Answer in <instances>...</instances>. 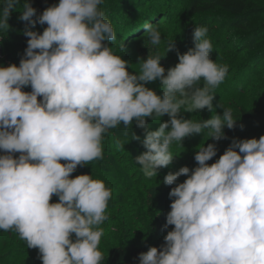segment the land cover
Instances as JSON below:
<instances>
[{
    "label": "clouds",
    "instance_id": "obj_1",
    "mask_svg": "<svg viewBox=\"0 0 264 264\" xmlns=\"http://www.w3.org/2000/svg\"><path fill=\"white\" fill-rule=\"evenodd\" d=\"M102 3L59 0L37 14L24 0L19 18L27 22V47L19 66H0V230L15 231L38 249L42 264H103L100 226L112 190L91 175H70L103 159L110 129L121 122L130 129L135 121L145 133L143 140L132 135L145 149L135 162L148 179L172 164L173 144L182 148L185 138L201 133L213 141L195 152L198 166L164 176L165 185H175L164 225L173 227L159 250L138 254L139 264H264V135L232 138L218 160L206 163L217 155L215 142L228 139L224 129L238 120L232 108L216 114L213 107L228 66L210 59L208 28H194V47L184 54L169 40L163 55H148L132 74L109 46L117 34ZM19 5L0 0V33L9 30ZM37 24L47 27L39 33ZM143 28L151 45L161 44L156 25ZM169 51L178 63L166 72L160 61ZM157 80L161 95L145 86ZM27 86L30 92L22 90ZM204 109L215 114L207 120L181 115ZM164 115L169 119L149 130L145 118ZM182 175L187 178L177 183ZM53 196L58 202L50 203Z\"/></svg>",
    "mask_w": 264,
    "mask_h": 264
},
{
    "label": "rangeland",
    "instance_id": "obj_2",
    "mask_svg": "<svg viewBox=\"0 0 264 264\" xmlns=\"http://www.w3.org/2000/svg\"><path fill=\"white\" fill-rule=\"evenodd\" d=\"M40 1L44 4L43 8H38L34 0H28L37 14L46 7L59 3V0ZM203 1L208 0H103L99 7L117 34V41L113 45L109 42V46H112L115 54L129 62L127 70L132 74L139 72L138 62L148 55H163L169 40H173L176 50L184 54L194 47V28H208L207 38L213 45L210 59L218 65L228 66L225 80L214 90L215 113L222 114V108L229 107L233 113L239 109H255L257 112L248 118H238L237 127L233 130L224 129L228 139L215 142L217 155L206 162L211 165L224 153L232 138L259 139L264 135V0H241L245 6L241 13L222 7L205 12L194 10V6ZM23 3L24 0H20L17 10L11 12L7 21L9 30L0 33V66H18L27 47L28 37L23 34L27 22L19 18ZM147 22L156 25L161 32L160 45H151L144 34L143 26ZM45 27L46 24H37L34 30L42 33ZM120 41L124 46L123 53L120 51ZM160 63L166 72L168 68L174 67L178 63L176 51L167 52ZM145 86L154 90L157 95L162 94L158 80ZM22 90L31 91V87L27 86ZM215 113L207 109L194 111L195 116L204 115L205 120ZM145 119L149 130L154 131L169 117L164 115L155 121ZM190 119L197 120L195 117ZM241 124L242 130L239 127ZM123 127L121 122L120 127L111 129L110 140L102 141L103 159L94 160L83 167L78 166L70 175V178L81 174L91 175L112 190L106 210L108 219L100 226L104 230L99 245L104 255L103 264H108V252L112 247H122L126 253L122 261L128 260L135 264H139V260L131 259L132 252L140 249L146 252L149 247L160 249L165 243L164 236L173 227L170 225L165 229L164 225L166 214L170 211L171 200L168 193L175 185H165L163 179L160 181L159 171L163 173L161 176H165L168 172L178 171L182 166H187L190 170L195 168L198 166L194 160L195 152L200 146L206 147L208 143H213L211 138L207 139L206 134L201 133L192 135L189 140L185 138L182 148L173 144L171 151L175 156L172 164L159 169V174L148 180L135 162V157L145 149L140 141L132 139L134 134L143 140L144 129L137 127L135 121L130 129ZM197 141L200 142L196 145ZM107 151L113 153L108 154ZM2 154L4 153L0 152ZM13 155L14 158L18 157L19 153ZM186 157L188 163L183 164L179 159ZM186 178L180 176L177 183H182ZM152 183H155L154 188L147 185ZM54 202H58V197L51 198L50 203ZM72 235L75 239V234ZM39 255L38 249L28 248L26 241L20 239L15 231L0 230V264H42Z\"/></svg>",
    "mask_w": 264,
    "mask_h": 264
},
{
    "label": "trees",
    "instance_id": "obj_3",
    "mask_svg": "<svg viewBox=\"0 0 264 264\" xmlns=\"http://www.w3.org/2000/svg\"><path fill=\"white\" fill-rule=\"evenodd\" d=\"M35 4L37 5L38 8H43L44 4L40 1V0H34ZM218 7H222L225 9H229V10H234L238 13H241L245 10V6L243 4V2L241 0H208V1H203L202 3H197L194 6V10H196L197 12H205L207 10H213L215 8ZM19 66V65H18ZM25 92H30V90ZM41 97H38L37 99H40ZM219 108H221V106H218ZM257 112L255 109H247V110H240L237 111L236 113H234V116L236 118H240V117H251L256 115ZM181 115L185 118V119H190V117H195L196 119H203L205 120V116L204 115H194V112L192 113H188V112H182ZM194 135V134H193ZM197 135V134H196ZM111 138V129L109 130V132L107 134L104 135L103 140L105 142H108ZM191 139V137H188ZM192 141V140H191ZM200 142V141H199ZM199 142H195V144H199ZM117 145V144H116ZM118 146V145H117ZM116 146V147H117ZM119 147V146H118ZM108 154L113 153L112 151H107ZM182 158V157H181ZM188 157L183 158V159H179L180 161L182 160L183 164L184 163H188L187 160ZM177 160V162L179 163L180 161ZM160 172V181L164 178V175L161 176V171ZM159 174V173H158ZM149 180V179H148ZM154 180V179H153ZM148 186H155V183L152 185L147 184ZM154 188V187H153ZM152 188V189H153ZM152 201V200H151ZM144 252L143 249L137 250L132 252L131 254V259L132 260H136L138 259V254ZM126 253L125 250L122 247H112L109 252H108V264H135L131 261H122V258L125 257ZM139 260V259H138Z\"/></svg>",
    "mask_w": 264,
    "mask_h": 264
}]
</instances>
